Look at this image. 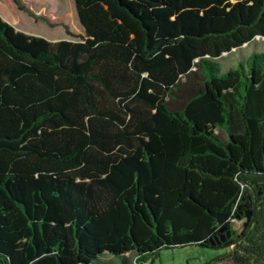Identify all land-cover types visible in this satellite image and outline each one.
I'll list each match as a JSON object with an SVG mask.
<instances>
[{
	"label": "trees",
	"instance_id": "1",
	"mask_svg": "<svg viewBox=\"0 0 264 264\" xmlns=\"http://www.w3.org/2000/svg\"><path fill=\"white\" fill-rule=\"evenodd\" d=\"M74 4L78 41L0 16V264L193 245L224 251L205 264H264V52L217 61L264 39V0Z\"/></svg>",
	"mask_w": 264,
	"mask_h": 264
},
{
	"label": "rangeland",
	"instance_id": "2",
	"mask_svg": "<svg viewBox=\"0 0 264 264\" xmlns=\"http://www.w3.org/2000/svg\"><path fill=\"white\" fill-rule=\"evenodd\" d=\"M0 5L8 19L18 24L19 27L22 26V28L33 31L35 36L50 42H54V39L60 40V38L61 40L67 38L71 41H78V37L83 35L74 0H30V4L26 6L34 8L31 11L34 17L20 11L13 0H0ZM0 15L3 18V13L0 12ZM254 52H264V39H256L250 45L218 59L222 73L236 68L240 61L246 60ZM245 221L241 218L232 220L230 229L236 234L240 233ZM223 253V250H213L195 245L171 248L162 250L155 261L150 260L147 264H205ZM117 259L116 261H118ZM218 264L232 263L224 261Z\"/></svg>",
	"mask_w": 264,
	"mask_h": 264
},
{
	"label": "crops",
	"instance_id": "3",
	"mask_svg": "<svg viewBox=\"0 0 264 264\" xmlns=\"http://www.w3.org/2000/svg\"><path fill=\"white\" fill-rule=\"evenodd\" d=\"M32 1V0H31ZM20 2L29 10V11H33V9L34 8H28L26 5L27 4H30V0L29 1H26V0H20ZM0 12H1V14L3 13V19H5V21L7 22V23H9L10 25H12L13 27H15V29L17 30V31H20V32H23V33H25V34H27V35H30V36H35V33L33 32V31H30L29 29H26V28H22V26L21 27H19L18 26V24H16V23H14L13 21H11V19H8L7 18V16L6 15H4V11L2 10V6L0 5ZM24 12V11H23ZM0 16H2V15H0ZM80 24V23H79ZM80 27H81V25H80ZM82 28V27H81ZM82 30H83V28H82ZM83 35H84V31H83ZM82 35V36H83ZM35 37H37V36H35ZM60 38V37H59ZM54 42H58V41H71V40H69V39H67V38H64L63 40H61V38H60V40H53Z\"/></svg>",
	"mask_w": 264,
	"mask_h": 264
},
{
	"label": "water",
	"instance_id": "4",
	"mask_svg": "<svg viewBox=\"0 0 264 264\" xmlns=\"http://www.w3.org/2000/svg\"><path fill=\"white\" fill-rule=\"evenodd\" d=\"M246 216H247V220H249L251 213L247 212ZM238 219H239V217H238ZM229 229H230V226H227L224 229H222L220 232L221 237L216 238L215 241L211 240V245L215 246L216 244L221 245L222 243H225L231 237V231Z\"/></svg>",
	"mask_w": 264,
	"mask_h": 264
}]
</instances>
